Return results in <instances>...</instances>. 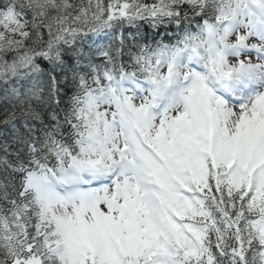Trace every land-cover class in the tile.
Here are the masks:
<instances>
[{"label":"snow or ice","instance_id":"1","mask_svg":"<svg viewBox=\"0 0 264 264\" xmlns=\"http://www.w3.org/2000/svg\"><path fill=\"white\" fill-rule=\"evenodd\" d=\"M0 116V264H264V0H0Z\"/></svg>","mask_w":264,"mask_h":264},{"label":"trees","instance_id":"2","mask_svg":"<svg viewBox=\"0 0 264 264\" xmlns=\"http://www.w3.org/2000/svg\"><path fill=\"white\" fill-rule=\"evenodd\" d=\"M76 2L78 3L79 0H76ZM85 2H86V0H85ZM70 54H71V53H69V54L65 57V59H66L67 61H69V59H70ZM42 66H43V67H47V66H48V65H47V62H43Z\"/></svg>","mask_w":264,"mask_h":264},{"label":"bare ground","instance_id":"3","mask_svg":"<svg viewBox=\"0 0 264 264\" xmlns=\"http://www.w3.org/2000/svg\"><path fill=\"white\" fill-rule=\"evenodd\" d=\"M0 119H2V116H0Z\"/></svg>","mask_w":264,"mask_h":264}]
</instances>
